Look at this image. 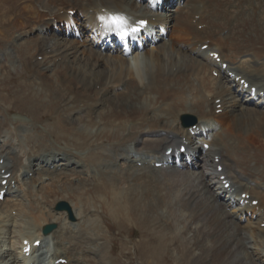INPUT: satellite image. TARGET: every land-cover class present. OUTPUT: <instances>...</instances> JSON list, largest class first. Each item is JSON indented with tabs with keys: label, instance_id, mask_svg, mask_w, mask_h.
Returning <instances> with one entry per match:
<instances>
[{
	"label": "bare ground",
	"instance_id": "6f19581e",
	"mask_svg": "<svg viewBox=\"0 0 264 264\" xmlns=\"http://www.w3.org/2000/svg\"><path fill=\"white\" fill-rule=\"evenodd\" d=\"M142 1L144 3L140 0H39L47 11H37V7L31 5L25 7L27 13H33V16H28L31 24L40 18L36 30L45 34L49 29H54L52 35L27 40L22 46L28 48L31 56L34 50L29 48V44L35 43L37 53L31 63L38 56H44L43 61L33 63L39 70L38 74L44 75L43 80L56 84V93H63L68 112L61 116L59 129H69L74 136H59L67 139V143L58 145L49 141L46 135L37 137L39 132H34L37 127L34 122L7 118L0 112V191L6 187L9 191V196L0 201V264H39L36 253L42 248L48 253L47 257L51 255L48 260L50 264H56L60 258H66L67 264H99L101 258L98 262L92 258V254L98 252L90 247L99 241L94 237L96 235L88 234L87 224L81 226L68 222L67 212L57 211L55 206L59 201H67L69 196H74L76 203L71 205L76 216L82 218L86 214L83 208L86 205L85 196L92 197L97 192L93 187L95 192L92 193L88 184L96 185L99 182L95 181L101 180L106 181L108 186L116 184L111 190L113 199L110 203L99 200L101 205L108 204L113 209L111 217L119 226L127 228L120 215L129 213L143 219L136 226L142 225L148 230L147 226L153 224L149 221L158 218L156 213L164 196L160 191H163L176 202L173 201L174 206L171 207L174 209L175 223L173 219L162 217V231L177 238H174L178 243L176 248L182 250L185 256L189 254L193 264L211 263L205 262L207 254L212 255V260L216 259L214 264H264V228L254 220H249L246 225L241 223L245 212H251L258 221H264V190H261L263 186L260 184L264 182V110L258 106L255 109L244 108L247 102L243 100L239 84L209 57L210 51H217L218 45L223 46V61L229 63L231 70L248 78L252 86L258 83L263 87L258 88L264 90V81L259 79L264 78V48L258 45L263 41L258 36L248 45L237 40L249 32L258 33L264 39V24L259 29L253 22L257 15L264 17V0H185L174 12L163 15L149 10L146 0ZM24 10H21V15ZM63 10L64 13H61ZM71 11H75V15ZM113 14L120 18L128 15L123 20L129 19L130 22L147 19L153 26H161L169 33V45H157V52L145 50L151 60L145 66V75L134 72L124 56L119 58L123 66L103 62V50L95 49L96 41L104 39L103 33H100V23L109 21L112 24ZM82 15L84 20L80 19ZM153 16H158L156 22ZM173 20L175 22L171 24ZM75 24L79 33L73 31ZM201 24L208 28L204 26L205 30H199ZM66 25H69L67 32L86 37L83 43L72 40L65 42L59 37L56 31L63 32ZM88 36L93 38V42H90V50L82 52L84 55L87 51V58L79 54L77 47L89 43ZM158 36L161 35L158 33ZM140 39V44L147 45L149 39L157 40V37L140 35ZM40 41L44 44L41 49ZM204 45H208L207 50L202 49ZM228 48L229 56L223 52ZM214 69L220 72L219 78L212 75ZM49 71L52 74H47ZM127 75L128 80L125 79ZM144 78L147 79L144 81ZM58 80L59 84L56 83ZM42 84L40 89L44 86L49 88ZM97 85H103L101 92L96 90ZM121 89L124 90L120 92ZM120 96L124 97L123 102L118 100ZM94 97L97 98L93 102L87 101ZM217 99H221L224 109L220 115L215 112ZM116 103L120 106H116ZM117 108L123 110V114L116 112ZM1 109L5 110L0 106ZM33 110L30 108L31 115ZM131 110L136 111L138 116L133 117ZM183 113L198 115L202 121L195 129L181 127L180 115ZM85 115L89 125L91 121L96 122L87 130L77 121L83 122ZM35 119L36 122L37 117ZM13 122H16V126ZM20 125L34 132L30 140L35 150L28 149L27 140L18 136L20 132H15L14 129L19 130ZM204 128L211 131L210 140L205 141L213 146L205 152L203 145L193 144L192 135L193 131L196 135L203 133ZM103 134L114 139L111 141ZM184 136L191 140L187 148L194 151V155L202 151L201 157L195 156L194 159L193 166L200 169L194 180L179 170H165L155 165L156 162H163L167 150L176 147ZM198 138L202 139L201 135ZM101 140L110 142L109 151L104 148L97 150L102 144ZM73 141L74 145L71 144ZM84 144H87L85 150L89 149L88 154L81 149ZM128 144L135 146L136 153L132 157L125 152ZM138 155L142 157L138 159ZM216 155L222 157L224 171L221 174L214 162ZM119 157H122L121 161L132 162L123 168V172H119L123 167L121 162L118 163ZM252 161L259 163L249 164ZM140 162L142 166H139ZM152 171L154 175L150 173ZM32 172L34 175L30 177ZM221 175L227 176L235 192L225 189L223 185L219 187L220 192H214L211 181H216L215 185L220 184ZM4 180H7V186L2 184ZM243 194L250 196L249 203L246 198L243 199ZM237 196L238 201L244 200L243 208L230 212L227 207L235 202ZM225 197H229L228 201L221 202L220 199ZM254 199L259 200L256 206L251 205ZM177 204L189 211V222L196 223L190 231L172 233L176 224ZM38 213L42 214L40 218L36 217ZM55 222L59 224L58 230L44 235L43 227ZM164 223H168V231ZM189 233L193 234V244L184 242ZM26 240L33 248L30 258L22 255ZM37 240H41L39 248L34 246ZM165 244L158 251L151 250L152 245L146 250L153 251L147 255V264L162 262L168 246ZM193 248L200 250V253L197 254ZM241 249L245 257L240 254ZM250 249L254 252L251 253ZM225 255L228 259L224 260Z\"/></svg>",
	"mask_w": 264,
	"mask_h": 264
},
{
	"label": "rangeland",
	"instance_id": "374dc122",
	"mask_svg": "<svg viewBox=\"0 0 264 264\" xmlns=\"http://www.w3.org/2000/svg\"><path fill=\"white\" fill-rule=\"evenodd\" d=\"M14 1L0 0V106L1 108H4L6 110L5 112V110L1 109L0 112L4 114L7 118L12 117L16 119H24V120L29 121L30 123L34 122L37 125V127L34 129V132H39L37 134V137L41 135H46L49 141L55 142L58 145H65L67 143L66 141L67 139H61L59 136L69 137L71 135L74 136V134H71L69 129H66L65 131L63 129H59L61 126V123L59 121L61 119V116L66 114V112H68L67 103H66V100L63 98V93L61 91L56 93L54 91L56 84H53V83L49 84L48 82L43 80L45 79L43 74H38L39 70L36 68L34 64L38 60V58L33 61L34 63L33 62L31 63L32 58L37 53L35 43L29 44V48L31 50H34L32 51L34 53L31 56L28 54V48H26L25 46H22L27 40L32 41L33 39H37V37L45 35L44 33L35 29L36 24L40 20V18L37 19L36 22L31 24L29 21L30 18L28 16H33V13L32 12L27 13V10L25 7L28 5H31V6H36L37 11L40 10L41 12H43L47 10L39 4V0H18V1L14 0ZM12 7H17V8L14 9ZM36 7H34L35 10H36ZM201 8H203V6ZM6 9L10 11H7ZM22 9H25V10L23 14L21 15ZM4 11H6V14H4ZM82 17L83 16H80V19ZM81 20H84V18H82ZM59 37L63 38V41L65 42H71L69 40H72V41L83 43L82 41L86 39V37H83L82 40L75 39L76 35L73 36V39H69V40L65 39L64 37H61L60 35ZM87 39L89 40L88 45L91 46L90 42H93V38L88 36ZM41 42L42 41H40L39 49H41L42 46L44 45V44H41ZM77 49L80 50L79 54L81 56L88 58L87 51L85 52L84 55L82 53L87 48H83V46H78ZM87 50H90V49H87ZM116 55H118V53L116 52L104 53V56H103L104 61L108 60L114 63L116 61V57H115ZM139 56L140 55L138 53H135L132 55L130 59L133 63H135ZM42 57H43L42 59L43 61L44 56ZM24 59L26 60V63H24L25 62ZM52 59L53 58L51 57V60ZM18 60H20L21 63H19ZM101 60H102V57H101ZM11 62H14L17 66H15V64L14 66H12ZM47 74L50 75L52 74V72L49 71ZM81 78H79V80H81ZM58 82L60 83L59 80L56 83L59 84ZM42 83L48 86L50 89L45 88V86L42 87V89H40L39 86ZM74 83H76V81ZM100 86H102V88L98 89V87H96V90L101 92L104 87L103 85H100ZM124 89H121L119 91L122 92ZM60 93L62 94L60 95ZM66 93L69 94L70 91L67 90ZM103 94L104 93H101L100 95H103ZM78 98H80V96H78ZM94 99L95 97L87 101L91 103L93 102ZM122 99H124V97L120 96V99L118 100H120V102H123ZM43 102H46L47 104ZM116 106L119 107L120 105L116 103ZM39 107L41 108L43 107V108L41 109ZM30 108L32 110L34 109L33 110L34 112L32 115L30 114ZM117 109L118 111L116 112H121L123 114L124 112L123 110L120 111V108H117ZM35 110H36V113H35ZM130 113L133 117L138 116L136 111L131 110ZM29 117L31 119H34V121H31ZM36 117H37V121L35 122ZM77 121L81 126L86 127V130L90 126L96 123L95 121H91L90 122L91 125H89L87 121V115H85L83 122L79 120ZM105 123H108V122H105ZM12 124L16 126V122H13ZM18 128L19 130H16V129L14 130L15 132H20L18 136H22L27 140V148L28 149L33 148L35 150L34 143H32V140H30L34 132L32 133L31 130L28 131L25 125H20ZM105 129L109 130V128L107 127H105ZM9 130L13 131L11 130V128H9ZM73 133H76V132L73 131ZM77 136L80 137L79 135ZM103 136L109 137L111 141L114 139V138L112 139V137L109 136L108 134L106 135L103 134ZM84 140L86 141L87 138H85ZM105 142L108 143L109 141L101 140V143H105ZM73 143L74 141L71 144L74 145ZM78 146L79 145L74 146V147L77 148ZM86 147H87V144H84L81 146V149L83 148L84 151H87V149L85 150ZM107 147H108V144H104V146L100 147V149L104 148L103 150H106ZM88 148H91V147L89 146ZM103 181L104 180L95 181V183L99 182V184H96V185L94 184L90 185V182H89L88 188L90 189V191L92 193L95 192L93 187H96L97 192L94 193V196L91 195L92 197H89L88 195L85 196L86 198H85L84 203H86V205H83V208H85L84 213L86 212L85 216H83L82 218L75 217L74 221L69 220L68 218V222H71L75 225L81 224V226H84V224H87L88 227L86 228L87 230H89L88 234L91 233L90 235H96L94 237H96L97 240L99 241L95 245H91L90 247L93 248V250L98 252L96 255L92 254V258L96 262H98L99 259L101 258L99 261V264H103V262L104 264H147V262L149 261L148 259L149 257L147 255H150L153 251L150 252L149 250L146 252V250L151 245H152L151 250H157L159 247L164 246L165 243H166L165 245H168L167 242L169 239H172L173 241H175L174 238L176 237L173 238L172 237L173 235L171 233L162 231L163 230L162 217H164V219H167L166 217L173 219V222H174V218H173L174 209L171 207L174 206L173 201L175 203L176 200L173 198V201H172V197H167L169 196V194H165L163 193V191H160L162 192L161 194H164V196L162 197L163 202L160 204L159 209L156 213V216L159 219L153 218V221H149L155 224L154 226L153 224L150 227L147 226L148 230L146 227L144 226L142 227V225L136 226V224H140L141 222H143V219L139 218V216H134L129 213H127V215L126 214L120 215L122 222L125 223L127 228L119 226V223L115 220L119 226L118 227L115 224L114 218L111 217V213L113 209H111V207L108 204L101 205V201L99 200L101 199L103 202L110 203L113 199V192L111 190L113 189V187H115L114 185L116 184L112 183V185L108 186L106 181L105 182ZM100 183L101 184L104 183L105 185L104 184L100 185ZM70 186L71 188L73 187L75 188L74 185H70ZM98 188L100 190H97ZM120 188L121 187H119L116 190L117 193L119 192ZM75 200L76 199L74 196H71V197L69 196L67 201L70 204L72 203L75 204L76 203ZM162 207H165V208L161 209ZM164 209L167 211L166 215L164 214V212L166 213ZM168 213H171V214H168ZM41 215H42L41 213H38L36 217L39 216L38 218H40ZM158 220H161V221L157 222ZM175 221L177 224L178 222L177 214L175 215ZM129 223H131L132 225ZM164 224H167L164 227L165 230H167L168 223H164ZM176 224L174 227V232L172 233L181 231V230H178V224L177 225ZM120 228H125V229H120ZM135 228L140 229L142 231V234L140 231L136 230ZM164 252H163L164 254H163L162 262L159 264H187L188 262L186 261L187 259L186 260L182 259L181 262L174 258L171 259L170 256L167 255L168 246H167L166 251ZM143 258L145 259L144 261H143ZM208 264H214V263H208Z\"/></svg>",
	"mask_w": 264,
	"mask_h": 264
},
{
	"label": "snow or ice",
	"instance_id": "6c2138e0",
	"mask_svg": "<svg viewBox=\"0 0 264 264\" xmlns=\"http://www.w3.org/2000/svg\"><path fill=\"white\" fill-rule=\"evenodd\" d=\"M112 25H114L117 29H120L121 35H127V33L123 32V25H124V20L120 17H113L111 20Z\"/></svg>",
	"mask_w": 264,
	"mask_h": 264
},
{
	"label": "water",
	"instance_id": "95a60500",
	"mask_svg": "<svg viewBox=\"0 0 264 264\" xmlns=\"http://www.w3.org/2000/svg\"><path fill=\"white\" fill-rule=\"evenodd\" d=\"M64 208L70 210L69 207H68L67 205L60 206V209H64ZM51 229H52V226H51V227H48V228L46 229V232H49Z\"/></svg>",
	"mask_w": 264,
	"mask_h": 264
}]
</instances>
